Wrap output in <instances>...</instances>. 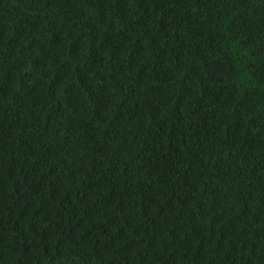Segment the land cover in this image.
Returning <instances> with one entry per match:
<instances>
[{
  "label": "trees",
  "instance_id": "1",
  "mask_svg": "<svg viewBox=\"0 0 264 264\" xmlns=\"http://www.w3.org/2000/svg\"><path fill=\"white\" fill-rule=\"evenodd\" d=\"M0 264H264V0H0Z\"/></svg>",
  "mask_w": 264,
  "mask_h": 264
}]
</instances>
